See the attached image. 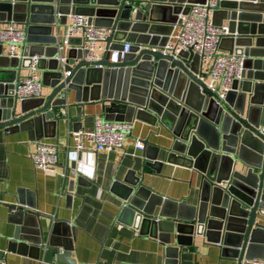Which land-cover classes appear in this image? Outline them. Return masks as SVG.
<instances>
[{
    "label": "water",
    "instance_id": "water-1",
    "mask_svg": "<svg viewBox=\"0 0 264 264\" xmlns=\"http://www.w3.org/2000/svg\"><path fill=\"white\" fill-rule=\"evenodd\" d=\"M185 2L206 0H0V25L12 20L23 23L26 41L37 44L24 55L44 54L47 58L40 64L50 59L43 82L52 88L45 97L19 102L13 83L31 60L26 65V59L0 50V128L14 130L27 124L36 141L54 136L63 119L61 112L71 106L72 91L74 106L80 107L78 120L87 104L100 103L106 120L160 122L175 141L166 161L160 159V147L144 141L142 175L113 182L111 190L121 200L118 220L159 237L165 262H178L181 246L191 244L196 235L230 246L239 263L244 258L264 259V222H260L264 217V0H220L214 11V22L227 21L234 34L222 42L230 40L229 52L245 56L244 79L233 83L225 99L197 78V54L161 51ZM70 12L88 14L97 25L113 27L108 46L123 48V42L130 40V52L118 62L109 61L110 51L101 60L90 61L82 49L71 48L62 64L56 59L62 53L60 37L52 30L65 26ZM74 39L81 43L80 38L69 43ZM81 129L79 121L74 123L73 130ZM165 162L186 164L204 175L198 205L144 186L146 167L160 173ZM82 179L81 175L69 179L70 191ZM8 206L15 223L8 252L36 260L43 253L49 264L55 253L59 262L76 264L72 259L76 228L69 221L35 211L36 205L20 194ZM44 219L50 224L45 225ZM5 256L0 251L1 264H7Z\"/></svg>",
    "mask_w": 264,
    "mask_h": 264
},
{
    "label": "crops",
    "instance_id": "crops-1",
    "mask_svg": "<svg viewBox=\"0 0 264 264\" xmlns=\"http://www.w3.org/2000/svg\"><path fill=\"white\" fill-rule=\"evenodd\" d=\"M139 5L140 3L137 4ZM161 25L170 26L167 23ZM5 26V23L1 25ZM64 30V25L53 26L52 33L59 34L60 42ZM76 41L74 39V43H69L60 55L68 58L70 49L81 44ZM0 43L3 44L0 48L2 54L9 56L10 46ZM231 44V41L226 39L221 43V51L229 52ZM36 45V42L26 41L20 49L23 57L25 53L35 50L33 47ZM102 52L98 51L100 54ZM29 56L31 55H25L23 58L26 59V65ZM40 66L43 67L39 68L43 82V74L48 71L50 59L42 61ZM27 74L28 67L23 68L21 77ZM51 91L52 88L43 82L39 97H45ZM75 102V91H72L68 98V104L71 106L61 112L63 119L57 132L54 130V136L49 134L41 139L59 144L60 164L56 167L57 172L35 167L31 154L37 141L34 140L27 124L12 131L0 128V251L6 253L5 261L7 264L46 263L43 261V253L41 258L36 260L23 253L8 252L10 239L15 231V223L11 219L8 205L15 203L20 194L24 201L36 205L35 211L67 220L71 227L76 228L72 241V259L76 264H169L170 262L164 261V245L159 237L142 233L134 226L128 225L125 220H118L121 200L111 190V186L116 180L124 182L127 177L142 175L144 151L136 148V139L148 140L150 144L160 147V159L166 161L175 137L160 122L154 121L152 124V120L148 118L134 120L132 132L124 146L112 151H93L94 177L88 179L83 176L84 179L77 181L74 190L70 191L69 179L76 180L80 175L70 173L68 179L59 174L66 159L67 135L73 131L74 123L79 121L82 129H89L94 126L95 119L102 116L100 103L87 104L78 120L80 107L74 106ZM69 143L72 144V140ZM90 147L92 149L93 146ZM146 170L143 184L154 192L175 201H186L188 205H198L201 201L204 175L198 169L186 164L165 162L160 173L149 167H146ZM43 222L45 225L50 224V221L45 219ZM260 222H264V217H261ZM175 239L173 234V240ZM231 251L233 250L230 246L213 243L205 236L196 235L191 244L181 246L178 262L170 264H238V258L232 257ZM52 264L67 263L56 260L54 253Z\"/></svg>",
    "mask_w": 264,
    "mask_h": 264
},
{
    "label": "built area",
    "instance_id": "built-area-1",
    "mask_svg": "<svg viewBox=\"0 0 264 264\" xmlns=\"http://www.w3.org/2000/svg\"><path fill=\"white\" fill-rule=\"evenodd\" d=\"M220 0H206L205 3L182 4V10L178 13V19L173 24L169 40L161 47L163 53L174 51L178 56L183 51H191L199 56L200 69L197 78L204 81L208 88L217 92L220 99H225L232 90L235 81L244 79L245 56L236 52H222L221 43L225 37L232 35L228 23L221 25L214 22V11ZM0 25V42L10 46V57L23 59L20 49L27 39V28L23 23L16 21L5 22ZM114 34V28L99 26L94 18L85 13L70 12L67 14L64 42L58 44L59 50L70 45L71 38H80L81 44L75 49H82L85 58L90 61L101 60L107 51H110L109 61L118 62L130 52L132 42H123V48L111 49L108 39ZM234 35V34H233ZM104 44L106 47L104 48ZM158 47L155 46L154 50ZM103 51L101 54L98 51ZM31 63L28 74L14 82V94L18 99L25 100L37 98L41 95L43 82L39 75L41 60L47 57L44 54L29 56ZM62 64L67 58L57 55ZM101 65H99L100 67ZM70 74V71L66 72ZM133 122L106 120L103 116L95 119L94 126L89 129L70 131L67 135L66 159L62 163L63 170L59 174L63 178H69L70 173L93 178L95 164L93 151H112L122 148L128 136L131 134ZM7 131H12L8 129ZM72 140V144L69 141ZM92 145V149L90 147ZM136 148L145 149L142 139H136ZM31 157L35 167L44 171L57 172L60 164V148L58 143L43 140L36 142V148ZM49 264V263H42ZM238 264H264V259L244 258Z\"/></svg>",
    "mask_w": 264,
    "mask_h": 264
}]
</instances>
